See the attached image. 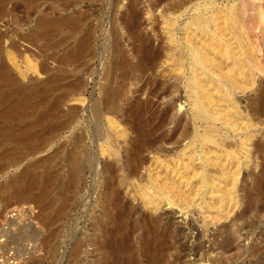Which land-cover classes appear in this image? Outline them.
<instances>
[{
	"label": "bare ground",
	"instance_id": "bare-ground-1",
	"mask_svg": "<svg viewBox=\"0 0 264 264\" xmlns=\"http://www.w3.org/2000/svg\"><path fill=\"white\" fill-rule=\"evenodd\" d=\"M20 1L35 6L39 0ZM71 1L78 0H48L49 11L40 12L33 27L21 37L35 48L60 46L57 59L63 70L61 75L49 69L46 63L35 70L26 61L29 69L45 77L16 83L10 66L17 67V62L13 52L4 48L5 36L0 31V172L2 168L16 165L19 159L34 155L40 140L57 132L58 128L78 122L80 114L76 106L62 109L61 114L53 113L57 106L69 100L66 94H79L84 86L83 78L76 76L77 67L71 70L63 67L74 60L88 62L95 49L93 30L84 33L79 30L84 14H68L66 5ZM202 1L194 7L195 15L183 23L163 16V35L154 32V39L159 36L160 40L156 45L153 36L141 29L137 0L122 4L123 9L110 23L109 53L98 87L99 95L91 104L90 142H86L84 131L73 135L72 147L66 149L64 157L69 169L60 180L55 170L40 173L37 166L41 159H33L20 175L8 176L0 185L4 198L30 196L40 207V219L49 226L65 217L71 198L78 195L85 165L92 170L94 180L101 179L99 190L91 188L93 206L99 208L93 217L92 231L90 229L88 239L75 243L69 264H204L203 260L225 264L233 258L223 256L233 248L235 240L230 226L244 215L245 209L235 214L230 224L220 231L223 235L219 234L217 242L219 255L207 259L201 256L194 261L169 253L177 243L179 230L158 212L163 205L183 210L196 204L203 221L208 217L214 222L228 218L229 212L240 204L236 183L242 165H248L252 156L251 143L258 148L253 141L256 135L253 124H249L248 115L239 107L236 96L237 91H256V71L264 72L256 54L257 45L251 42L256 33L248 15L251 4L249 0H236L225 6L207 7L216 1ZM5 2L0 0V11ZM182 5L183 1L179 0L173 8ZM258 21L259 28L264 30L263 14ZM62 29L68 36L61 40L57 37ZM125 39L131 41L129 47ZM11 47L18 49L19 43L13 42ZM162 54L170 63L167 75L173 82L169 89H178L176 81L183 79L190 104V117L183 123L176 115H171L172 104L159 110L151 102V96L159 97L162 92L157 93L168 82L157 83L146 92L144 99L129 95L130 80H142L149 73L144 83L156 82L150 71ZM133 91L145 92L143 86ZM164 91L166 93L167 89ZM248 103L253 112L260 111L264 93L253 94ZM38 108L42 109L39 114H30ZM168 123L178 126L179 137L187 140L186 143L170 155L166 153L147 160L145 153L155 150V142L173 139V135L166 138L161 133L157 135ZM156 149L162 152L161 148ZM97 156L103 158L99 161ZM21 179L23 183L19 182ZM254 183L255 187L247 191L248 205L257 199L258 191L264 196V165ZM126 187H130L131 192L124 191ZM128 194L138 203L127 200L125 195ZM56 231L53 229L50 236ZM87 241L93 247L89 261L80 257ZM48 251L54 253V243H48ZM38 263L32 260L24 264Z\"/></svg>",
	"mask_w": 264,
	"mask_h": 264
},
{
	"label": "rangeland",
	"instance_id": "rangeland-1",
	"mask_svg": "<svg viewBox=\"0 0 264 264\" xmlns=\"http://www.w3.org/2000/svg\"><path fill=\"white\" fill-rule=\"evenodd\" d=\"M127 1L128 0H78L76 2L71 1L66 5L68 14H84L83 22L79 30H81L82 33L87 32V30H93V38H96L94 40V55L88 62L84 63L82 59L79 61L74 60L71 65L63 67V69L67 68V70L77 67L78 71L76 72V76L78 75V77L81 76V78H83L84 86L79 90V94L72 92L66 94L69 96V100L63 102L62 105L57 106L53 110L54 114H61L62 109L68 106H76L79 108L80 114L77 119L78 122H70L58 128L57 132L40 140L34 155L30 154L25 158L19 159L16 165L2 168L0 172V185L8 176L20 175L26 169L28 162L33 159H41L37 166V170L40 173H46L51 169L55 170L56 178L60 180L65 177L68 171L67 169H69L64 157L67 150L72 147L71 139L73 135L80 132V130L84 131L85 134H87L86 142H90L91 128L89 127H91V104L99 95L98 87L102 82L104 62L109 53V44L111 43L109 27H111L114 19L117 18L118 12L123 9L122 4H126ZM177 1L179 0H137V8L140 10L139 19L141 22V29L153 36V43L155 45L160 42L159 36L158 39H154L155 33L160 36L163 35V16L176 18L179 23H183L189 17L195 15L194 7L203 2L202 0H182V6L173 8V4ZM211 1L213 0H208L209 3ZM215 1L214 4H207V7L225 6L236 0ZM255 1L249 0L251 5L248 10V15L253 20V22H251L254 27L253 32H256L255 34L253 33L251 42L254 46L257 45L255 46L256 54L261 62L260 65L264 67V30L259 28L258 23L260 14L264 15V0ZM3 8L0 11V31L4 32L5 36L3 42L4 48L13 52L17 62V67L9 63L11 65L10 71L14 75L16 83H27L29 82L28 78H37L36 80H41L45 77L44 74L35 73L32 71V68L29 69V66H26V61L37 70H39L41 64L46 63L49 69H54L53 72L55 71V73L61 75L63 70L59 67L60 64L57 59L60 53V46L51 47L50 45H45L42 48H35L33 45L26 44L21 39L23 34L33 27L35 23L34 19H36L37 15L42 11H49L48 0H39L35 6H28L20 0H6ZM112 19L113 21H111ZM67 36L68 32L62 29L59 31L57 38L62 40V38ZM125 40L128 46L131 41L128 39ZM13 42L19 43L18 49H13L11 47ZM28 60L30 62H28ZM168 64L170 63L166 60L165 54H162L154 68L150 71L151 75L155 76L156 82L153 84L144 83L149 73L144 75L142 80H130L129 89L131 91L129 95L144 99V97H146V92L152 89V87L157 86V83L168 82L166 87L159 90L157 93L159 94L162 92L159 97L157 95L151 96V102L154 108L159 110H164L168 104H172L170 110L171 115H176L180 123H183L190 117V104L183 88V79L176 81L178 89H169L168 86L173 82V79H170L167 75V69H169ZM255 80L254 87L256 91L245 89L244 92L237 91L236 94L239 107L247 113L248 119L250 120L249 124H253V129L256 133L253 141L258 145V148H255L251 143L250 150L252 156L249 159L248 165H242L241 172L238 176L236 195L240 204L229 212L228 218L221 219L217 222H214L209 217L203 221L201 217L202 214L198 212L199 207L196 204H192L183 210H180L177 206L163 205L158 212L169 218L179 230V234L176 238L177 243H175L174 248L169 249L171 255L191 261L201 256L203 259L218 256L220 250L218 249L217 242L223 235L220 231L224 225L230 224V219L234 218L235 214L245 209L246 212L244 215L235 220L230 226L234 231L235 240L233 248L223 256L229 255L233 258L227 260L225 264H264V196L258 191L257 199L249 205L247 202V191L255 187L254 178L261 174L264 165V103L260 111L256 112H253L251 107L248 106L249 97L253 94L260 96L264 93V72L256 71ZM142 86L145 92L135 93L133 91ZM166 89L167 92L164 93ZM54 96L53 94L52 98ZM41 111L42 109L38 108L33 110L30 114H39ZM28 120H31V117H29ZM217 124L219 123L217 122ZM177 127L178 126H175L174 123H168L157 131V135L161 133L165 138L171 135L174 137L169 141L165 139L166 141L158 140L155 142L153 145L155 150L150 153H145L147 160L157 155L163 157L166 153L170 155L174 150L180 149L186 143L187 140L180 139L179 129H177ZM248 129L250 130L251 127H248ZM232 135H234V133H232ZM157 147L161 148L162 152H159L156 149ZM102 158L103 157L97 156L99 161ZM141 171L143 172L144 170L141 169ZM91 172L92 170L85 165L84 172L82 171L83 175L81 176L83 182L81 181L80 188H78V195L71 198L72 200H70L65 217L49 226L44 224L40 219L38 215V213H40V207L30 196L27 195L23 198H4V194L0 193V264H24L32 260L39 261L38 264H69L71 252L75 243L79 239L89 237L87 235L92 231L91 226L93 217L99 212V208L93 206L94 200L90 195L92 193L91 188L100 189L101 179L96 178V180H94L93 173L91 174ZM249 173H252V176L249 175ZM19 182L23 183L24 179L19 180ZM123 190H129L131 192L130 187H126ZM125 198L130 200L133 204L138 203L137 199L133 200L131 198V194L125 195ZM11 199H14V204ZM7 205L10 207L8 208ZM3 209L5 211H3ZM141 211L143 212L145 210ZM211 212H214V210L212 209ZM205 215H207V213H205ZM55 228L57 231L55 235L51 237L50 232ZM219 234H221V236H219ZM23 239H27V241ZM50 242L55 245L53 254L48 251V243ZM14 244H16L15 247ZM89 244V241L85 243L83 246L84 251L80 254V257H84L87 261L91 260V256L93 255L91 251L92 246ZM196 247H199V250H197ZM11 248H13L14 251ZM17 249L19 251H16ZM4 255L7 256L5 257ZM19 258L21 259L19 260ZM202 262L204 264H211L206 260Z\"/></svg>",
	"mask_w": 264,
	"mask_h": 264
}]
</instances>
